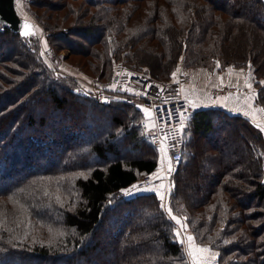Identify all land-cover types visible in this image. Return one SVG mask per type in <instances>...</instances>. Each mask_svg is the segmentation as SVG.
<instances>
[{"label":"trees","instance_id":"trees-1","mask_svg":"<svg viewBox=\"0 0 264 264\" xmlns=\"http://www.w3.org/2000/svg\"><path fill=\"white\" fill-rule=\"evenodd\" d=\"M26 2L49 47L103 85L116 63L169 88L179 71L251 67L264 112V0ZM31 26L0 23V264H189L157 192L123 195L158 171L142 100L78 92ZM187 117L167 207L217 264H264L263 127L216 105Z\"/></svg>","mask_w":264,"mask_h":264},{"label":"rangeland","instance_id":"rangeland-1","mask_svg":"<svg viewBox=\"0 0 264 264\" xmlns=\"http://www.w3.org/2000/svg\"><path fill=\"white\" fill-rule=\"evenodd\" d=\"M16 9L18 10V13L20 15L25 16V18H28L29 19L28 21L32 22L33 25L36 24L37 28L35 29V27H34V29L36 30V34L40 40V53H41L43 59L55 71H58L59 73L64 74V75H70V76L74 77L78 83L77 87H76L78 92H80V93L91 92L94 95H96L97 100H98V94H99L98 90H101V93H102V91L105 90L106 94H110L112 97L117 96L116 93L123 92V91L129 93V90H127L126 88L117 89V88H113L111 85H103V83L101 81L93 80L90 76H87V75L83 74L82 72H80L75 66H72V64L70 62H68L70 60V58L73 59V57L69 58L68 50L63 49L60 52L55 53L49 47V45L46 41L45 31L34 21L35 19L32 15V9H29L28 2H26V0H16ZM229 69H231V71H229ZM235 69H240L239 71L242 72L241 82H237V81L231 79L232 78L231 76L235 75L234 72L238 71ZM179 70H184V69L180 68ZM220 74L224 78V81L213 82L214 84H212V85L210 84L207 88H205V90H207L210 95H213L214 98H215V96H214L215 92H219V91H223V92H221L218 95L224 96V95H231V94L237 95L239 93L241 94L242 92H247L248 90H249L248 93H250L254 89L253 84L255 82V78H254L253 70L251 69V67L241 69V68H233V67L228 66L225 69L221 70ZM177 76L189 77L190 83L193 82V80H194L193 74L189 73L187 71H179L177 73ZM212 79L213 78H211L210 81ZM246 81L248 84H251V88L246 87ZM110 83H111V80H110ZM241 86H245V87H241ZM231 88H233L234 90L233 91H227ZM246 94H242L241 96H245ZM126 96H127L126 99L131 98L130 95L125 94L124 97H126ZM100 102H102V101H100ZM104 103H108V102L104 101ZM66 110H67V108H66ZM260 119L262 120V119H264V117L258 118V121H261ZM153 134H154V132L148 133L149 137H150V135H153ZM149 140L156 147V149L158 151V160L162 161L163 170L161 172L157 171L153 174L152 182L145 189H153L156 192H157V190H159V191L163 192L164 197H165L169 193V184H168V178H169V174H170L168 171L169 165H171V167H172V161H171L170 156H169L170 147L166 144L165 140L162 138H159V140H157V141H153L152 138L150 137ZM161 145H164L166 148L164 153H161V151H160V149H162ZM157 176L159 178H155ZM205 183H206V180H203V179H197L196 182L193 181V184L188 182L186 184L187 185V191L192 192V191H194V188L196 186H202ZM161 185H163V187H161ZM206 186L207 185H205L204 187H206ZM204 187L200 188L201 192L203 191ZM204 190H205V188H204ZM189 233L190 232L187 228V231L183 232L181 234V239L184 238L186 235H190ZM102 245L105 246L104 243ZM195 245H196V243H195ZM183 247H184V251L186 254L187 261L190 264H192V258L189 256L187 242L183 243ZM98 252H100V250H98ZM198 255H200V254H198ZM210 255L212 258L215 257V259H216L217 252L214 250H211Z\"/></svg>","mask_w":264,"mask_h":264},{"label":"built area","instance_id":"built-area-1","mask_svg":"<svg viewBox=\"0 0 264 264\" xmlns=\"http://www.w3.org/2000/svg\"><path fill=\"white\" fill-rule=\"evenodd\" d=\"M189 77L182 76L180 84H188ZM113 88L129 90L133 98L142 100V105L150 109L155 129L153 135H150L153 141L162 138L170 147V159L172 162H177L182 157V149L180 147V124L183 122L182 114L187 116L192 113L197 103L185 98L179 88L159 87L150 78L142 75L128 74L125 72V67L121 63H116L113 68L111 78ZM231 88L227 91H233ZM98 100L110 102L113 97L106 94V91L98 90ZM223 91L215 92L217 96ZM132 99V98H131ZM131 99H129L131 101ZM171 113V117L168 116ZM151 182V177L144 174L139 177L135 185L141 188L147 187Z\"/></svg>","mask_w":264,"mask_h":264},{"label":"crops","instance_id":"crops-1","mask_svg":"<svg viewBox=\"0 0 264 264\" xmlns=\"http://www.w3.org/2000/svg\"><path fill=\"white\" fill-rule=\"evenodd\" d=\"M235 70H238V71L234 72L235 75L231 76L232 77L231 79L235 80L237 82H241L242 72L239 71L240 69H235ZM190 71L194 76V80L190 84L179 85L180 84L179 82H180V79L182 76H180V77L177 76L172 80V82L175 84L174 88H176V87L179 88L180 92L182 93V95L185 98L197 103L198 106L199 105H203V106L216 105V106H220V107H223L225 109H228V110L243 113L246 116H248L250 119L255 121L256 123H258L261 127L264 128V119H262V120L260 119L261 121H258V118L264 117V113L260 107L254 105V97H255L254 89L250 93H248L249 92V90H248L247 92H242L241 94L239 93L237 95H232V94L231 95H224V96L217 95L214 98L213 95H210L208 93V91L205 90V88H207L210 84L211 85L214 84L213 82L224 81V78L220 74L221 71H219L217 69H215L213 71H209V70H206L203 68L192 69ZM211 78H213V79L210 81ZM241 87H245V86H241ZM171 88H173V87H171ZM242 94H246V95L241 96ZM143 107H144V109H149L144 105H143ZM149 111H150V109H149ZM145 127L147 128V131H149V132H153L152 130L155 129V125H154V121L152 119V116L147 117ZM161 148H162V149H160L161 153H164V151L166 150L165 146L161 145ZM162 170H163V164H162V161L159 160L158 171L161 172ZM164 203L165 204L168 203L167 196L164 197ZM179 229H180V226L177 225L176 232ZM197 247L208 248L209 251L207 253L200 254V256H202L208 262V264H217L216 259H213L210 255V251L213 249L206 247V246H201V245L197 246Z\"/></svg>","mask_w":264,"mask_h":264},{"label":"snow or ice","instance_id":"snow-or-ice-1","mask_svg":"<svg viewBox=\"0 0 264 264\" xmlns=\"http://www.w3.org/2000/svg\"><path fill=\"white\" fill-rule=\"evenodd\" d=\"M31 28H32V26L29 23L24 22V24H23V29L24 30L20 34L22 36H25V37H27V36H29L31 34H34L31 31ZM217 67H219V63L218 62H217ZM177 71H179V69H177ZM229 71H231V69H229ZM173 77H175V73H173ZM262 83H264V82H262ZM246 86L251 88V84H248L247 81H246ZM85 94H87V93H85ZM143 111L145 112L146 116H149V117L151 116V113H150L149 109H143ZM171 115H172L171 113H168L169 117H171ZM182 116H183L184 119L188 118L186 114H182ZM258 127H259V125H258ZM183 128H184V124H183V122H181L180 129L182 130ZM261 130L264 131V128H262ZM173 170L174 169L171 167V165H169V169H168L169 173H171ZM155 178H159V177L157 176ZM161 187H163V185H161ZM145 190L152 191L153 189H143V188H141L138 185H132L131 188L123 191V195L130 196V195H133L134 192L145 191ZM157 195H158V197L161 200L160 207L162 209H166L169 218L171 220H174L176 222V224L180 226V229L175 233V236L177 237L178 242H180L182 244L187 242L189 256L192 258V264H208V262L202 256H200L198 254L207 253L209 251V249L208 248H204V247H197L195 245L194 237L191 236V235H186L184 238L181 239V234L183 232L187 231L186 225L184 224L183 221L178 219L177 216L173 215L172 209L168 208L167 205L164 203V194H163V192L157 190ZM213 259H215V257H213Z\"/></svg>","mask_w":264,"mask_h":264},{"label":"water","instance_id":"water-1","mask_svg":"<svg viewBox=\"0 0 264 264\" xmlns=\"http://www.w3.org/2000/svg\"><path fill=\"white\" fill-rule=\"evenodd\" d=\"M24 22L16 11V0H0V23L10 29L22 30ZM31 25V24H30Z\"/></svg>","mask_w":264,"mask_h":264}]
</instances>
